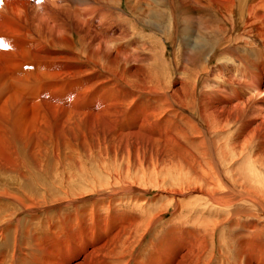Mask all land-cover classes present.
I'll return each instance as SVG.
<instances>
[{
	"label": "bare ground",
	"instance_id": "bare-ground-1",
	"mask_svg": "<svg viewBox=\"0 0 264 264\" xmlns=\"http://www.w3.org/2000/svg\"><path fill=\"white\" fill-rule=\"evenodd\" d=\"M0 264H264V0H0Z\"/></svg>",
	"mask_w": 264,
	"mask_h": 264
}]
</instances>
